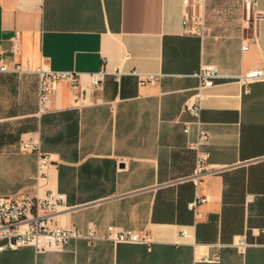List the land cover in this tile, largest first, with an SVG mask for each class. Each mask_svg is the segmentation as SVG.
I'll use <instances>...</instances> for the list:
<instances>
[{
  "label": "crops",
  "instance_id": "0c3cea01",
  "mask_svg": "<svg viewBox=\"0 0 264 264\" xmlns=\"http://www.w3.org/2000/svg\"><path fill=\"white\" fill-rule=\"evenodd\" d=\"M190 9L184 0H0V58L23 70L0 73V194L64 193L55 222L98 237L6 249L0 264H264V80L240 79L264 66V0L231 33L191 34ZM204 65L221 76L202 91L199 126L186 104ZM40 68L79 78L59 83L43 110ZM148 75L157 80L141 85ZM200 128L212 170L196 185L189 145ZM27 139L52 160L41 181ZM199 196L208 200L192 211ZM114 226L152 243H115Z\"/></svg>",
  "mask_w": 264,
  "mask_h": 264
},
{
  "label": "built area",
  "instance_id": "2783aa9c",
  "mask_svg": "<svg viewBox=\"0 0 264 264\" xmlns=\"http://www.w3.org/2000/svg\"><path fill=\"white\" fill-rule=\"evenodd\" d=\"M208 0H184V3L191 7L187 12L184 23L188 26L191 34H204L206 32V7ZM256 0H244L246 21L253 18V7ZM20 44V32L13 38V49L16 52ZM244 48H248L244 45ZM20 66L11 67L0 58V73H21ZM40 109L46 108V104L54 92L56 86L68 81L77 85L79 78L76 73L51 71L40 68ZM201 84L198 93L195 94L193 102L188 101L186 109L196 118V123L201 126L202 122V91L212 87L221 75L215 65H204L199 73ZM104 73L98 75L94 80L95 85H100ZM245 84L264 80V66L255 67L246 71L240 77ZM157 80L155 75H148L141 80V85L154 83ZM190 131L188 123L185 132ZM210 134L206 129L200 128L198 138L190 143V149L196 152L195 169L193 181L199 185L202 178L211 172V153L204 148L209 142ZM22 149L38 155L37 179L41 181L46 178V169L51 164L50 155L43 150L42 142L39 139H27L22 141ZM67 195L58 191H50L44 196L31 193L4 195L0 194V252L6 249H17L26 245H33L38 250L63 249L74 240H87L94 244L98 237L96 230L89 228L84 230L77 226L64 227L55 222V216L65 206ZM207 197L199 196L189 203V208L197 212L200 204L207 201ZM264 233V229H263ZM109 239L115 243H139L151 244L152 237L146 231L124 229L122 227H111ZM237 246L247 245L245 237L237 241Z\"/></svg>",
  "mask_w": 264,
  "mask_h": 264
},
{
  "label": "rangeland",
  "instance_id": "374dc122",
  "mask_svg": "<svg viewBox=\"0 0 264 264\" xmlns=\"http://www.w3.org/2000/svg\"><path fill=\"white\" fill-rule=\"evenodd\" d=\"M241 0H208L206 7V31L235 32L240 21L246 22L245 10L240 14Z\"/></svg>",
  "mask_w": 264,
  "mask_h": 264
}]
</instances>
